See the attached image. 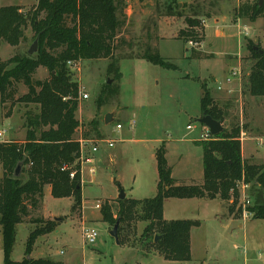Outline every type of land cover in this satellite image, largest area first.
I'll use <instances>...</instances> for the list:
<instances>
[{
  "label": "rangeland",
  "instance_id": "374dc122",
  "mask_svg": "<svg viewBox=\"0 0 264 264\" xmlns=\"http://www.w3.org/2000/svg\"><path fill=\"white\" fill-rule=\"evenodd\" d=\"M247 1L255 0H229V5L233 6L231 16L238 18L234 8L238 2ZM197 3L201 5L199 16H205L206 2L203 1L125 0L123 6H127L128 28L121 31L120 36L122 39L127 36L132 38L134 48L116 54L117 58H124L118 63L121 79L108 85V81H114L115 77L108 72L110 62L107 60L75 63L70 68L72 79L78 82L81 90L80 111L76 115L81 126L75 138L93 142L82 149L81 156L85 153V161L90 162L81 171H84L86 181L91 178L94 181L82 183L84 209L80 210L73 208V198L55 199L46 187V197L41 201L40 208L32 210L24 223L17 226L13 261L21 262L26 258L29 236L39 226L31 221H51L56 230L39 238L31 254L32 259H51L67 264H264V220H254L250 214L245 217V211L255 203L256 193L252 185L244 195H240L235 213H230V205L220 200L197 202L172 199L168 202L167 220L186 219L200 223L192 234V261L189 263L166 261L152 244L146 245L141 236L147 223L124 224L122 243L118 244L111 235L113 227L101 216V208L106 202L114 203L117 211L115 202L121 191L128 199L145 200L156 196L158 172L155 154L162 145L168 149L171 163L173 159L176 161L178 154L185 155L191 164L192 160L200 157L199 169L196 164L187 175H182L178 167L176 175L178 180L192 179L197 184L203 181V150L191 141L206 140L202 137L209 135V130L197 122L202 117L200 100L203 83L224 113L222 124L225 130L239 128L246 154H253L256 164H264V101L248 93V78L254 62L247 49L248 38H251L255 47L259 45L264 50V19L256 22L241 19L243 21L231 24L229 36L224 41L212 30L208 34L207 50L215 54L212 60L189 64L187 58L184 59L189 53L184 51L183 43L175 41L164 43L161 50L165 57L173 59L170 63L177 70H167L146 60L128 59L144 52L147 35L153 34V24L161 23L160 19L166 16L169 9L175 14L193 17L196 16L193 15V7ZM36 4L37 0H0V7L20 6L25 13L31 12ZM177 25L181 27L183 24L180 22ZM26 37L27 41L16 48L3 44L0 62L26 54L34 42L31 27ZM187 48L197 46L188 44ZM204 48L201 51H205ZM225 52L242 56L236 61L234 58L227 61L222 58ZM236 67L241 68L242 76L229 86L226 78ZM213 77L217 80L214 81ZM49 78L50 74L44 68H40L34 76L37 81ZM219 85L223 91H218ZM107 86H110L108 92L118 89L119 93L109 97L111 100L98 109L101 93ZM17 92L16 98H21L28 93V89L18 84ZM82 94H87L89 98L82 99ZM5 108L4 111L0 98L3 141L24 142L30 131L28 113H36V107L17 103ZM9 111L10 117H7ZM109 114H114V121L108 125L105 119ZM93 121L99 123L100 134L94 131ZM117 125H121L122 129L118 130ZM106 142H114V147L110 149ZM91 144L99 145V153L92 152ZM95 168L97 175L90 173ZM2 174L0 169V180ZM98 205L100 208H97ZM240 208L241 213L238 212ZM84 227L97 231L98 239L94 244L85 242L82 234ZM0 264H4L1 227Z\"/></svg>",
  "mask_w": 264,
  "mask_h": 264
},
{
  "label": "trees",
  "instance_id": "16d2710c",
  "mask_svg": "<svg viewBox=\"0 0 264 264\" xmlns=\"http://www.w3.org/2000/svg\"><path fill=\"white\" fill-rule=\"evenodd\" d=\"M195 1L214 5L222 0ZM124 4L125 0H37L29 13L23 12L20 6L0 7V48L3 44L16 48L26 42L29 27L34 41L39 37L37 54L29 56L27 52L0 62V98L4 111L5 106L12 107L17 103L33 105L37 109L36 113H28L30 131L24 142H0V169L3 173L0 180V227L4 264H65L31 258L37 240L56 230L51 221H31L39 226L29 236L26 258L21 262L13 261L17 226L24 223L32 210L40 208L46 187H50L53 198H73V208H82V146L75 138L81 126L76 117L81 90L78 82L72 79L69 63L107 60L110 62L108 72L114 75V82L121 79L118 63L124 58H117L116 54L134 48L132 38L122 39L120 36L121 31L128 28L127 6ZM169 10L168 16L184 18L186 25L177 40L185 46L189 43L197 46L188 49L187 60L210 59L212 56L198 50L205 38L202 21ZM236 14L238 18L251 22L264 19V2L262 5L260 0L240 2ZM147 39L144 52L128 59L146 60L167 70H177L150 43L153 37L148 34ZM255 46L252 41H247L250 59L254 62L248 78V93L264 101V53H260L262 48L259 45L257 50ZM40 68L47 69L50 74L48 80L34 79ZM18 84L28 89L21 98H16ZM201 87L202 117L211 116L222 122V109L216 105L206 84H201ZM109 88L107 86L102 91L98 109L118 95V89L108 92ZM9 114L10 111L6 116L10 117ZM92 126L100 134L99 123L93 121ZM197 145L203 149V181L200 184L172 177L166 147L162 145L155 154L159 177L156 196L145 200H117L116 212L114 203L106 202L102 206L104 222L114 227L119 221L120 243L124 224L147 223L141 236L146 245L152 244L166 261L191 262V232L200 227V223L192 220L166 221L165 202L170 199L220 200L230 205V213H235L240 199L237 188L240 182L255 189V203L247 210L252 219L264 220V164L243 158L241 130H225L217 137L197 142ZM21 162L24 163L22 177L17 179L14 172ZM73 172L76 174L71 178ZM238 212L241 213L242 209ZM157 236L159 240L156 242Z\"/></svg>",
  "mask_w": 264,
  "mask_h": 264
},
{
  "label": "crops",
  "instance_id": "0c3cea01",
  "mask_svg": "<svg viewBox=\"0 0 264 264\" xmlns=\"http://www.w3.org/2000/svg\"><path fill=\"white\" fill-rule=\"evenodd\" d=\"M193 1H195V0H193ZM239 3L240 2H238L237 5H236V7L234 8V13H236V9L238 8ZM204 7L206 8L207 14L205 16H202V17L199 16V10L201 9V5H199L197 3L196 4V7H193V9H194V12H193L194 14L193 15H196V16H193V17H196L197 19H200L201 21L203 20L204 28H205V38H204V42L202 43V45L200 46V48L198 50H200L201 53H203V54H205L207 56H212V57L210 59H204V60H194V61L187 60L189 62V64L190 63H193V62H196V61L197 62H201V61H206V60H212V59H214L216 57L214 53L207 52V50L209 49L208 48V45H209L208 34L212 30H214L215 33H216V35L222 41H224L229 36V31L231 30V27H232L231 24H233V23L234 24H237L240 21H243L240 18H236L235 19L233 16H231L232 14H230V13L233 11V6L229 5V0H227V1L226 0H222V1H220V2H218L216 4H214V5H211L209 2H206V6H204ZM169 11L170 10H168V12ZM126 13H127V11H126ZM127 15H128V13H127ZM184 17H186V16H184ZM160 20H161L160 21L161 23H159V24H153V25H155L154 26V29H152L153 34H149L151 37H153V40L150 43L155 48L158 49L161 57H163V58H165V59H167V60H169L171 62L173 59L170 58V57H165L164 54L162 53V50H161L162 49V46H163L164 43L169 42V41H175V42H178V43H182L181 41L177 40V37H178L179 32L181 30H183V29L186 28V25L184 23V18H178V17H174V16H168L167 14H166V16H164L163 18H161ZM180 22L183 25L181 27H178L177 24H179ZM248 39L249 40H252L251 38H248ZM242 45L245 46L243 43H242ZM204 46H205V48H204L205 51H201L202 47H204ZM184 51L185 52L188 51V48L185 45H184ZM241 56H242V54L236 55V54H233V53L231 54L229 52L227 54L225 52L223 54L222 58L225 59V60H227V61H228V58H234V60L236 61ZM187 57L188 56H184V59H186ZM213 80L216 81L217 79L215 77H213ZM200 105H201V100H200ZM79 108H80V106H79ZM78 111H80V110H78ZM189 127H190V125L188 126V128ZM80 140H84L85 141V144H84L83 148L85 146H87L88 143L92 142V140L83 139V138L79 139V141ZM201 140L202 139L200 138V139L191 140V141H192V143H195L197 145V142H199ZM92 147H93V145H92ZM197 147L201 148L200 146H197ZM245 150H246L245 149V145H244V143H242V155H243V158L244 159H255V156L253 154H251L250 152L248 154H246ZM94 154H96V153H94ZM175 157H176V161L173 159V161L171 163L169 161V151L166 148V158H167V162H168L169 166L172 168V177L174 179L178 180L177 175H176L177 168L178 167L181 168L178 172L180 174H182V175H187V173L189 172V169L192 166L195 167L196 164H197L196 166L199 169V166H200L199 165L200 157L196 158V160L195 159L192 160V164L189 162V159L186 158V156L183 155V154H178ZM80 161H81V169L84 168V165L86 163L88 164L90 162V161H88V162L85 161V153H83V155L81 156V160ZM100 161H102V160L100 159ZM94 170H95V175H97L96 168ZM156 170H157V162H156ZM157 172H158V170H157ZM90 173H91V171H90ZM81 176H82V183L83 184H85L86 182L91 183L92 181H94V178L93 179L91 178V180L86 181L85 180V173H84V171L83 172L81 171ZM158 180H159V177H158ZM189 180H192V179H188V181ZM114 181H116V180H114ZM157 184H158V182H157ZM83 188L84 187H82V191H83ZM47 191L51 194L50 187H49V189ZM45 197H46V190H45ZM171 200L172 199L167 200L165 202V206H164V218H165L166 221H177V219L176 220H167V218H166L167 206L169 204L168 202L171 201ZM195 200H197V202H209L210 201V200H200V199H189V201H195ZM182 201H186V200H182ZM213 201H215V200H213ZM177 204L179 205V204H182V203H177ZM82 207H83V203H82ZM83 209H84V207H83ZM183 220H186V219H183ZM239 225H240V227L243 226V225H241V223ZM58 228H59V226L57 227V229ZM195 229H197V228H194L192 230V232H191V253H192V250H193L192 249V234H193V232H194ZM46 236H48V235H46ZM46 236H43V237H46ZM32 253H34V250H33ZM64 263L67 264L66 262H64Z\"/></svg>",
  "mask_w": 264,
  "mask_h": 264
},
{
  "label": "water",
  "instance_id": "95a60500",
  "mask_svg": "<svg viewBox=\"0 0 264 264\" xmlns=\"http://www.w3.org/2000/svg\"><path fill=\"white\" fill-rule=\"evenodd\" d=\"M264 2V0H260V5H262V3ZM255 50H257L258 48L255 47ZM39 51V37L36 38V40L33 42V44L31 45L30 49L28 50V55L29 56H33L35 54H37ZM261 54L264 53L263 50L260 51ZM113 80H109L108 81V85L113 84ZM114 114H109L106 116V124H111L114 121ZM200 125L206 127L209 130L210 136L211 137H217L218 135H220L222 132L225 131V127L223 126L221 121H217L215 119H213L211 116H203L200 119H198L197 121ZM23 166L24 163L21 162L17 165L15 172H14V177L15 178H20L22 176V171H23ZM126 194L121 191L118 200H124L126 199ZM119 221L115 224V226L113 227L112 231H111V235L116 239L117 243L120 244L119 241ZM159 240V237L157 236L155 238V241L157 242Z\"/></svg>",
  "mask_w": 264,
  "mask_h": 264
},
{
  "label": "built area",
  "instance_id": "2783aa9c",
  "mask_svg": "<svg viewBox=\"0 0 264 264\" xmlns=\"http://www.w3.org/2000/svg\"><path fill=\"white\" fill-rule=\"evenodd\" d=\"M189 45L193 46V43H189ZM69 65L72 67L74 64L69 63ZM241 76H242L241 68H239V67L233 68L231 70V73L226 78V84L229 85V86L233 85L236 82L235 80H239L241 78ZM218 91H223V87L221 85H219ZM88 98L89 97H88L87 94H82V99L86 100ZM117 129L121 130L122 126L121 125H117ZM203 138H205L206 140H209L211 138L210 133H209V135H205ZM0 142H6V141H3V134L2 133H0ZM80 143H81V146H82V149H83L85 141L84 140H80ZM106 144H108V147L110 149L114 147V142H106ZM99 151H100L99 145H95V146L92 147V152L93 153H98ZM75 174L76 173L73 172L71 174V178H74ZM91 174L95 175V171L92 170ZM250 187H251L250 184H246L244 182H240L237 185V188H238V190L240 192V195H244L246 193V190H248ZM97 208H100V206L98 205ZM249 214L251 215V213H249L248 211L247 212L245 211V217H247ZM82 234H83V238H84L85 242L88 243V244H94L97 241V239H98L97 231L94 230V229H91V228L84 227L83 231H82Z\"/></svg>",
  "mask_w": 264,
  "mask_h": 264
}]
</instances>
